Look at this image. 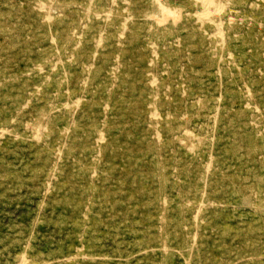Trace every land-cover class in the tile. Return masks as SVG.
<instances>
[{
	"label": "rangeland",
	"instance_id": "1",
	"mask_svg": "<svg viewBox=\"0 0 264 264\" xmlns=\"http://www.w3.org/2000/svg\"><path fill=\"white\" fill-rule=\"evenodd\" d=\"M214 2L0 0V264H264V0Z\"/></svg>",
	"mask_w": 264,
	"mask_h": 264
},
{
	"label": "bare ground",
	"instance_id": "2",
	"mask_svg": "<svg viewBox=\"0 0 264 264\" xmlns=\"http://www.w3.org/2000/svg\"><path fill=\"white\" fill-rule=\"evenodd\" d=\"M198 1H199V0H198ZM200 1H201L202 5H204V6H202V5H201V6L204 7V8L206 9V11H210V10H212V7H213V6H216L214 0H200ZM112 3H113V2H112ZM219 3H220V2H219ZM220 4H221V3H220ZM226 4H227V3H226ZM41 6H43V5H41ZM41 6H40V8H41ZM159 6H160V4H159ZM218 6H219V5H218ZM218 6H216V7H218ZM224 6H225V5H224ZM224 6H223V7H224ZM43 8H44V7H43ZM89 9H90V8H89ZM217 9H218V10H217ZM217 9H216V11H219L220 8H217ZM221 9H223V8H221ZM38 10H39V9H38ZM49 10H50V9H49ZM203 10H204V9H203ZM213 10H214V9H213ZM40 11H41V10H40ZM43 11H45V9H44ZM123 11H124V10H123ZM164 11L166 12L167 10H164ZM201 11H202V10H201ZM167 12H169V11H167ZM167 12H166V13H163V14H168ZM220 12H221V11H220ZM161 13H162V12H161ZM197 13H198V12H197ZM202 13H203V12H202ZM202 13L199 12L198 14L201 15ZM205 13H206V12H205ZM207 13H208V12H207ZM212 13H213V11H212ZM172 14H173V13H171L170 15H172ZM210 14H211V13H210ZM214 14H215V12H214ZM218 14H219V13H218ZM108 15H109V14H108ZM168 15H169V14H168ZM170 15H169V16H170ZM193 15H195V14H193ZM177 16H178V15H177ZM203 16H205V14H203L202 17H203ZM208 16H209V15H208ZM208 16L206 15V17H208ZM98 17H99V16H98ZM164 17H165V16H164ZM170 17H172V16H170ZM179 17H180V15H179ZM202 17H201V18H202ZM206 17H205V18H206ZM45 18H46V17H45ZM108 18H109V17H108ZM153 18H154V17H153ZM166 18H168V16H166ZM196 18H197V16H196ZM228 18H230V17H228ZM47 19L49 20V18H47ZM129 19H130V18H129ZM161 19H163V18H161ZM168 19H169V18H168ZM173 19H174V18H173ZM173 19H172V20H173ZM200 20H201V19H200ZM174 21H175V20H174ZM229 21H230V20H229ZM229 21H228V22H229ZM175 22H176V21H175ZM210 22H211V21H210ZM157 23H158V22H157ZM159 23H160V22H159ZM159 23H158V24H159ZM162 23H163V22H162ZM220 23H221V22H220ZM220 23H218V24L220 25ZM221 26H222V24H221ZM219 27H220V26H219ZM219 27H218V28H219ZM123 30H124V29H123ZM220 32H221V31H220ZM220 32H219V34H220ZM221 33H224V32H221ZM217 34H218V33H216V35H217ZM120 35H121V34H120ZM120 35H119V36H120ZM213 36H214V35H213ZM218 36H219V35H218ZM219 37H220V36H219ZM220 38H221V37H220ZM262 39H264V38H262ZM51 40H53V39H51ZM222 40H223V39H222ZM52 42H53V41H52ZM98 43H99V42H98ZM216 44H217V43H216ZM57 53H58V52H57ZM52 69H53V68H52ZM86 69H87V68H86ZM153 80H154V79H153ZM150 84H151V83H150ZM77 99H78V98H77ZM74 101H75V100H74ZM77 101H78V100H77ZM77 101H76V102H77ZM26 104H27V103H26ZM75 105H76V104H75ZM66 106H67V105H66ZM66 106H65V107H66ZM66 108H67V107H66ZM154 115H156V114H154ZM156 116H157V115H156ZM250 116H251V115H250ZM153 117H154V116H153ZM154 118H155V117H154ZM155 119H156V118H155ZM45 130H46V129H45ZM157 138H158V137H157ZM99 139H100V138H99ZM102 140H104V139H102ZM100 142H101V141H100Z\"/></svg>",
	"mask_w": 264,
	"mask_h": 264
}]
</instances>
